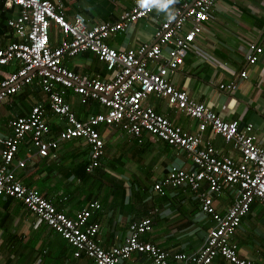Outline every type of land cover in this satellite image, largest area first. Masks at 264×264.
<instances>
[{
    "label": "built area",
    "instance_id": "obj_1",
    "mask_svg": "<svg viewBox=\"0 0 264 264\" xmlns=\"http://www.w3.org/2000/svg\"><path fill=\"white\" fill-rule=\"evenodd\" d=\"M219 1L142 0L122 12L117 22L90 24L81 13L69 19L58 1L3 0L5 8L17 9L8 22L17 40L0 46V66L19 65L12 72L0 70V105L38 80L50 110L64 121L65 128L52 135L43 105L33 106L27 116L10 120L8 135L0 136V198L21 201L38 217L39 223L48 225L65 239L74 248L72 264H80L83 257L94 264H124L135 253L147 256L152 264H212L218 256L231 264H264L242 257L233 241L252 203L255 200L264 203V147L257 142L251 124L241 129L238 121H225L171 79L185 68L189 50ZM165 8L170 10L156 29L154 45L118 50L108 44L115 34L131 32L140 20ZM52 26L61 35L57 46L52 44ZM84 52L93 53L114 77L103 81L66 67L67 58ZM263 52L264 47L250 44L248 64H256ZM241 76L246 77V72ZM220 88L233 91L236 86L231 83ZM68 91L79 96L82 104L95 101L106 111L79 119L66 100ZM150 96L166 100L174 110L198 121V133L186 131L158 113L147 103ZM102 125L120 127L138 143H143L148 135L162 140L192 160L194 168L190 170L171 165L153 190L165 196L169 189H187L199 201L201 213L212 218L215 225L209 229L200 252L171 253L145 241L143 235L153 229L150 218L132 223L122 245L104 249L98 239L99 224L90 222L93 212L101 209L98 201L89 203L71 218L17 179L15 166L26 165L24 160L16 159L25 142H30L32 149L46 158L55 157L62 142L83 139L89 146L86 172L94 174L105 155V142L99 131ZM207 131L220 136L240 157L218 150L211 139L204 138ZM227 189L234 190L235 199L227 213L221 214L214 205L213 195ZM0 264H5L1 257Z\"/></svg>",
    "mask_w": 264,
    "mask_h": 264
},
{
    "label": "crops",
    "instance_id": "obj_2",
    "mask_svg": "<svg viewBox=\"0 0 264 264\" xmlns=\"http://www.w3.org/2000/svg\"><path fill=\"white\" fill-rule=\"evenodd\" d=\"M51 1L61 3L69 19L81 13L90 24H98L117 22L122 12L142 0ZM168 10L170 8L155 11L140 20L131 32L115 34L108 44L118 50L154 45L156 29L167 18ZM16 11L5 8L0 0V46L17 40L8 25ZM55 35L59 36L56 41ZM51 38L54 46L61 40L55 26H52ZM252 43L264 47V0H221L189 50L185 68L171 79L192 99L205 104L225 121H238L241 129L251 124L257 142L264 147V52L256 64H248L247 55ZM18 65L0 66V70L12 72ZM65 65L77 74L103 81L114 77V73L90 52L67 58ZM242 72L247 76L242 77ZM231 83L236 86L233 91L220 88ZM66 100L82 120L93 113L106 111L95 101L82 104L72 91L67 92ZM147 103L184 130L198 133L199 122L174 110L166 100L150 96ZM35 105L46 108L52 135L56 136L64 121L50 110L38 80L0 105V136L8 135L11 119L27 116ZM99 131L105 142V155L94 174L86 173L89 146L83 139L62 142L56 156L46 158L39 156L30 142H25L16 159L24 160L26 165L24 168L15 166L17 179L37 190L71 218L89 203L98 201L101 209L93 212L90 222L99 224L98 239L104 249L122 245L129 236L132 223L150 218L153 229L143 235L145 241L171 253L194 255L200 252L209 229L215 225L212 218L201 213L199 201L187 189H169L165 196H159L153 190L154 184L167 175L171 165L187 170L194 168L187 154L149 135L143 143H138L117 126L102 125ZM204 138L211 139L224 154L240 157V153L220 136L207 131ZM1 150L0 144V160ZM89 179H93L89 183L90 195H76ZM74 184L75 191L67 192L66 189ZM204 189L207 190V186ZM234 199L232 189L213 195L214 205L221 214L227 213ZM233 241L242 257L254 262L264 261V203L260 200L252 203ZM73 252L74 248L65 239L48 225L39 223L38 217L21 201L0 198V257L5 264H72ZM80 264L94 263L83 257ZM124 264L152 262L147 256L135 253ZM212 264L231 263L218 256Z\"/></svg>",
    "mask_w": 264,
    "mask_h": 264
},
{
    "label": "rangeland",
    "instance_id": "obj_3",
    "mask_svg": "<svg viewBox=\"0 0 264 264\" xmlns=\"http://www.w3.org/2000/svg\"><path fill=\"white\" fill-rule=\"evenodd\" d=\"M59 38V36H57V35H55V41L57 40ZM53 176V175H52ZM93 179H89V180H87L86 182H84L81 186H80V188H79V190H78V192H77V194L76 195H80V194H84V195H86V196H88V195H90V193H91V191L89 190V186H90V182L92 181ZM39 186H41V183H39ZM76 184H74L72 187H70V188H67L66 189V191L67 192H71V191H75V189H76Z\"/></svg>",
    "mask_w": 264,
    "mask_h": 264
},
{
    "label": "trees",
    "instance_id": "obj_4",
    "mask_svg": "<svg viewBox=\"0 0 264 264\" xmlns=\"http://www.w3.org/2000/svg\"><path fill=\"white\" fill-rule=\"evenodd\" d=\"M7 67V66H6ZM6 67H4V68H6ZM65 128V125L63 126V128H62V130ZM53 136H55V135H53ZM76 140V139H75ZM87 173V172H86Z\"/></svg>",
    "mask_w": 264,
    "mask_h": 264
}]
</instances>
